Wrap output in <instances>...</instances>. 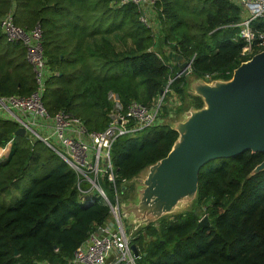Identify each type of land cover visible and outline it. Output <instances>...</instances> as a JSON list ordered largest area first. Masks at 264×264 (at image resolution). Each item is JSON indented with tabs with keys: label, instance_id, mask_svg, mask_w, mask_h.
I'll use <instances>...</instances> for the list:
<instances>
[{
	"label": "trees",
	"instance_id": "16d2710c",
	"mask_svg": "<svg viewBox=\"0 0 264 264\" xmlns=\"http://www.w3.org/2000/svg\"><path fill=\"white\" fill-rule=\"evenodd\" d=\"M155 7L157 50L162 52L164 45L182 61L194 55L193 77L228 80L250 59L241 55L244 43L234 40L240 8L231 0H157ZM8 11L25 30L40 26L43 55L52 72L45 80L44 106L51 114L64 110L79 117L89 131L108 125L109 92L123 106L131 100L150 105L175 74V66L156 55L154 35L132 3L0 0V17ZM254 26L264 31V18ZM184 79L173 81L177 94H183ZM34 88L24 46L7 41L0 30V96H25ZM192 99L193 107H201L199 97ZM16 129L14 122L0 119V147ZM176 138L165 123L117 138L111 157L119 179L134 178L165 157ZM38 144L15 137L6 160L0 161V264H68L108 216L100 198L78 197L75 175L60 158L20 188L25 175L42 172L51 163V155ZM262 160L264 153L247 150L206 163L198 173L195 199L209 225L198 228L200 218L193 211L159 218L132 239L136 264H264V170L248 176Z\"/></svg>",
	"mask_w": 264,
	"mask_h": 264
},
{
	"label": "built area",
	"instance_id": "2783aa9c",
	"mask_svg": "<svg viewBox=\"0 0 264 264\" xmlns=\"http://www.w3.org/2000/svg\"><path fill=\"white\" fill-rule=\"evenodd\" d=\"M112 1L116 4L132 3L137 7L140 22L150 28L154 35L156 55L173 66L167 54L157 50V0ZM231 1L240 8L234 40L244 43L241 55L251 58L264 49V31L254 26L257 19L264 18V0ZM0 30L7 41L22 43L35 81V88L28 95L0 96V119L14 122L17 128L24 129V136L30 141H40L54 151L73 171L74 186L80 199L93 195L108 207L107 218L94 226L87 238L75 249L68 264H136L138 256L133 255L131 241L137 229L127 230L124 226L119 196V189L122 192L132 182V178L119 179L111 157L112 146L117 138L135 136L156 124L155 120L164 107L161 100L172 80L169 79L165 85L160 99L156 101L155 98L150 105L131 100L123 106L118 95L109 92L107 98L111 102V110L108 125L102 131H89L79 117L64 110L51 114L43 104L45 80L52 72L43 55L40 26L25 30L15 25L12 12L8 11L0 17ZM171 51L179 55L176 51ZM193 59L194 55L186 61L190 74ZM179 76L180 73H177L175 78ZM212 76L214 75L207 74L202 79L211 81ZM14 138L15 135L0 147V159L10 152Z\"/></svg>",
	"mask_w": 264,
	"mask_h": 264
},
{
	"label": "water",
	"instance_id": "95a60500",
	"mask_svg": "<svg viewBox=\"0 0 264 264\" xmlns=\"http://www.w3.org/2000/svg\"><path fill=\"white\" fill-rule=\"evenodd\" d=\"M188 62L177 73L186 78ZM188 92L201 99L199 108L190 107L179 122L168 124L177 132L167 155L134 177L136 194L121 202V215L132 229L145 228L195 197L199 170L208 162L233 158L244 151L264 153V49L237 66L228 80L205 82L193 77ZM164 89L160 92L163 94ZM17 128L15 137H23ZM264 170V160L248 176ZM142 171V172H143ZM209 225L203 216L197 227ZM133 255L138 250L131 245ZM17 255V251H14Z\"/></svg>",
	"mask_w": 264,
	"mask_h": 264
},
{
	"label": "rangeland",
	"instance_id": "374dc122",
	"mask_svg": "<svg viewBox=\"0 0 264 264\" xmlns=\"http://www.w3.org/2000/svg\"><path fill=\"white\" fill-rule=\"evenodd\" d=\"M177 69H178V67L175 66V74L170 78V80H172V81H170V84L168 86V91L165 93V95H163V98L161 100V102L164 103V107L162 108L161 112L159 113V116L157 117V119L155 120L156 124H162V123L171 124L174 122L181 121L184 117V112H187L189 110V108L193 107L195 104V101L192 99L193 95L188 93L189 91L193 92L192 88H190V85H191V82L193 79L192 74L188 73L186 78L185 79L183 78L184 80L180 84V86H182V88H183V94H177L174 91V87L172 86L173 81L175 79L181 77V76H179V77L175 78L177 75V71H178ZM205 82H210V81L205 80ZM160 96H161V94L156 98V101L158 99H160ZM2 120H7V119L2 118ZM31 142H32V144H35L37 142V140L36 141L32 140ZM37 146L40 148H43L45 153L51 155V163L48 166V168L46 170H43L42 172L25 175V177L23 179V183L21 184L20 188L23 187L22 185H24V184L26 185L28 183V180L30 177L40 176V175L44 174L47 170L50 169L53 162L59 158L58 155L54 151L45 147V145L42 144L41 142ZM6 157L3 159H0V161L6 160ZM39 169L41 170V167H39ZM144 175H145V171L141 172L138 177L144 178ZM137 184H140V183L139 182H131V183L127 184L126 189H124L122 192H120V189H119V196H120L121 202L126 200V199H133L135 197V194H136L135 188H136ZM19 190H17L15 195L18 196V194L20 193ZM106 193L108 194V190L106 191ZM9 202L10 201L8 200L5 204L6 205L9 204ZM188 211L196 212L198 214L199 218H202L204 216V211L202 209V206L196 202V199L194 197L190 201H188L187 203L182 205L180 208H177L176 210H174L170 213H166L162 217L165 219H170L176 214L184 213V212H188ZM123 222H124V226L127 228V230H129V228L132 229V226H129L128 222L125 219H123ZM156 222H157V220L152 222V223H156ZM140 229L141 228L137 229L134 232V235H136V232ZM146 240H148V238H146Z\"/></svg>",
	"mask_w": 264,
	"mask_h": 264
},
{
	"label": "crops",
	"instance_id": "0c3cea01",
	"mask_svg": "<svg viewBox=\"0 0 264 264\" xmlns=\"http://www.w3.org/2000/svg\"><path fill=\"white\" fill-rule=\"evenodd\" d=\"M160 48L162 50V53L165 52V54H167V57L169 59V62L173 66L175 65V66H177L179 68V65L181 64V62H183L182 59H180L178 55H176L174 52H172L170 49H168V47H165L164 45H162Z\"/></svg>",
	"mask_w": 264,
	"mask_h": 264
}]
</instances>
